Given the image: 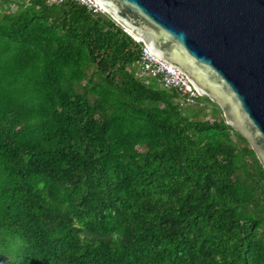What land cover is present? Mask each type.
Listing matches in <instances>:
<instances>
[{
  "label": "trees",
  "instance_id": "trees-1",
  "mask_svg": "<svg viewBox=\"0 0 264 264\" xmlns=\"http://www.w3.org/2000/svg\"><path fill=\"white\" fill-rule=\"evenodd\" d=\"M143 46L70 0H0V264H264L254 150Z\"/></svg>",
  "mask_w": 264,
  "mask_h": 264
},
{
  "label": "water",
  "instance_id": "water-1",
  "mask_svg": "<svg viewBox=\"0 0 264 264\" xmlns=\"http://www.w3.org/2000/svg\"><path fill=\"white\" fill-rule=\"evenodd\" d=\"M95 1L216 104L264 169V0Z\"/></svg>",
  "mask_w": 264,
  "mask_h": 264
},
{
  "label": "built area",
  "instance_id": "built-area-1",
  "mask_svg": "<svg viewBox=\"0 0 264 264\" xmlns=\"http://www.w3.org/2000/svg\"><path fill=\"white\" fill-rule=\"evenodd\" d=\"M48 4L57 3L65 0H45ZM73 1L93 14H103L105 11L102 6L95 0H70ZM131 35V34H130ZM133 37V35H131ZM137 42H142L139 38L133 37ZM140 71L144 75L156 77L160 80L162 87L166 89H174L181 96V100L185 103L194 102L196 97H201L202 94L198 92L190 83L188 78L178 68L165 62L164 60L155 56L145 45L142 48V56L140 62Z\"/></svg>",
  "mask_w": 264,
  "mask_h": 264
},
{
  "label": "rangeland",
  "instance_id": "rangeland-1",
  "mask_svg": "<svg viewBox=\"0 0 264 264\" xmlns=\"http://www.w3.org/2000/svg\"><path fill=\"white\" fill-rule=\"evenodd\" d=\"M134 37V36H133ZM135 39H138V38H135ZM140 40V39H139Z\"/></svg>",
  "mask_w": 264,
  "mask_h": 264
},
{
  "label": "clouds",
  "instance_id": "clouds-1",
  "mask_svg": "<svg viewBox=\"0 0 264 264\" xmlns=\"http://www.w3.org/2000/svg\"><path fill=\"white\" fill-rule=\"evenodd\" d=\"M202 97V96H201Z\"/></svg>",
  "mask_w": 264,
  "mask_h": 264
}]
</instances>
